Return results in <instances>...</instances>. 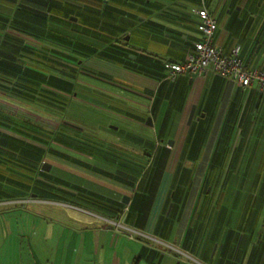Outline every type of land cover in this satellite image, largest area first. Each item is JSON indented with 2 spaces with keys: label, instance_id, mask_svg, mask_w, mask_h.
Returning a JSON list of instances; mask_svg holds the SVG:
<instances>
[{
  "label": "crops",
  "instance_id": "1",
  "mask_svg": "<svg viewBox=\"0 0 264 264\" xmlns=\"http://www.w3.org/2000/svg\"><path fill=\"white\" fill-rule=\"evenodd\" d=\"M75 1L0 0V62L11 65L0 66V109L27 111L18 98L32 92H18L16 81L28 70L63 79L67 64L66 115L90 134L79 137L87 151L59 143L62 152L45 153L48 189L0 198V264H264V93L213 73L166 80L161 67L200 39L198 0H147L159 5L158 25L128 30L143 46L122 64L70 57L74 43L97 42L82 39L86 9ZM204 5L217 23L214 43L225 53L239 46L244 64L264 71V0ZM96 72L105 86L91 82ZM167 154L155 183L154 164ZM222 176L248 185L215 189L210 179Z\"/></svg>",
  "mask_w": 264,
  "mask_h": 264
},
{
  "label": "trees",
  "instance_id": "2",
  "mask_svg": "<svg viewBox=\"0 0 264 264\" xmlns=\"http://www.w3.org/2000/svg\"><path fill=\"white\" fill-rule=\"evenodd\" d=\"M75 3L82 5L86 9V11L81 14L79 23L82 36L87 37L91 35L95 37L97 41L95 45L91 47L88 46V43H84V40H82L81 45L85 46V48H88L87 53H79L82 58H88L89 56L94 55L104 60H112L118 64H122L123 61L128 60L127 56L130 57V54L127 55V51L129 49L123 48V42L126 41L124 37L129 35L128 39L130 38L128 30L131 29L129 26L134 25V27L137 28L138 25L146 24L145 27L147 29L153 27L151 22L154 23V26L158 25V23L154 21V12L159 7V5L158 3H154L152 1L76 0ZM198 4L199 6L201 5L205 7L204 0H198ZM139 15L143 16V18L146 17L147 21H140V18L138 17ZM91 22H94V24L97 23L95 26H93V28H99L100 32L103 31L100 25L105 24L106 33L104 35H100V33L96 32V34L92 32L88 28L91 27L88 26ZM197 26L198 18L196 22V30L198 31ZM45 36L48 35L41 37L44 38ZM7 37L14 38L9 33L7 34ZM49 38L54 40H50V42L57 44V41L53 36L49 35ZM81 45L79 48L82 47ZM116 47L117 49H122L117 50L115 49ZM163 62L164 61L161 62V67L164 71ZM0 63V66H4V69H7L5 70L6 72L11 68V65L6 62L5 65L2 61ZM64 70L66 72L65 76L69 74L68 71L72 72L71 69L69 70L67 64H65ZM65 76L62 79L49 75L48 80H45L43 75L34 71L29 72L28 70L27 73L23 74L19 79H17L16 87L18 92L22 91L23 89H27V94H29L30 91L32 94L26 97L21 96L18 99H27L26 102H34L33 99L35 97L41 98V96H43L44 99L52 102L53 108L55 110L53 113H57V116L60 117L61 113H65L68 109L69 96L71 90L73 89L74 83L71 79ZM165 76L166 73L164 72V77ZM29 77H31V80H29ZM98 77H101L105 80L107 79L106 76L102 75H98ZM0 125L6 127V129L11 133L8 134L0 131V198H19L34 193V191L37 189H48V186H45L42 181V175L44 173L42 171V164L45 162V153H47V151L54 154L62 152L58 148L59 143L65 144V146H68L69 148L76 147L77 149L87 151L85 148L88 146L87 143H85L86 146H83L84 144L81 145L82 142H80V140H83L80 138H87V140L90 138V134L87 132L89 129L78 131L71 126L73 125L72 123L66 124L61 121V124L57 125V128H50L44 124L42 125V123L35 122L22 115L4 113V111L1 109ZM74 138H77L78 141L76 140V142H73ZM8 139L11 140L10 148L13 146L15 147L14 153L12 155L11 152L10 157L8 151L5 150V148L9 146ZM12 142H15V144ZM167 162L168 154L165 155V159L163 161L155 162V166L153 167L155 183H158L160 180L161 174L163 173ZM9 167L10 172L8 171ZM160 170L162 172L161 174Z\"/></svg>",
  "mask_w": 264,
  "mask_h": 264
},
{
  "label": "built area",
  "instance_id": "3",
  "mask_svg": "<svg viewBox=\"0 0 264 264\" xmlns=\"http://www.w3.org/2000/svg\"><path fill=\"white\" fill-rule=\"evenodd\" d=\"M192 12L198 18L197 29L201 37L193 42L192 49L181 62H163L165 79L174 80L180 74L201 76L213 73L223 76L238 87H255L264 93V71L246 67L240 57L239 46L225 53L220 45L214 43L213 34L217 23L204 6H196Z\"/></svg>",
  "mask_w": 264,
  "mask_h": 264
},
{
  "label": "rangeland",
  "instance_id": "4",
  "mask_svg": "<svg viewBox=\"0 0 264 264\" xmlns=\"http://www.w3.org/2000/svg\"><path fill=\"white\" fill-rule=\"evenodd\" d=\"M8 17V15H6L5 16V18H7ZM140 19L141 18H143V16H141V15H139L138 16ZM70 18V17H69ZM8 21L9 20H11V16H9L8 18ZM97 24V23H96ZM96 24H94V22H91L88 26H91V27H88L92 32H94V33H100V35H104L106 32H105V24H101L100 26L102 27V30L103 31H101L100 32V30H99V28H93V26H95ZM151 24L154 26V23L153 22H151ZM99 26V27H100ZM130 27V29L131 30H133V32H134V35H135V33L137 32V29H136V27H134V25H130L129 26ZM96 33V34H97ZM46 35H48V36H45L46 38V41H48L50 44H52V42H50V40L51 41H54L53 39H50L49 38V35H51V36H53L54 35V33H45ZM99 35V34H98ZM129 36V35H128ZM86 38V36L84 37V36H82V39H85ZM125 38V37H124ZM87 39V38H86ZM123 41V40H122ZM47 42V44H45V45H48L49 47H50V45H49V43ZM142 42L140 41V40H138L135 36H132V37H130L128 40L126 39V41H124L123 42V48L124 49H129V50H132L133 48H136V47H138V46H143L142 44H141ZM64 45H66V43L64 44ZM68 46H69V44H68ZM82 47L81 48H79L78 47V45H77V43H74L72 46H71V50H69V52H71V54H69L71 57H76L77 55H78V53H87L88 52V48H85V46H83V45H81ZM130 56L132 57L133 56V54H131L130 53ZM80 57H81V55H80ZM90 57V56H89ZM88 57V58H89ZM93 58L94 57H96V56H92ZM92 57H90V60H91V58ZM82 58V57H81ZM82 59H84V58H82ZM99 62V61H98ZM103 62V61H102ZM97 73V72H96ZM88 74H90L91 76H94V77H96L97 79H91V82H93V83H95V84H97V85H99V86H105L106 85V83H104L103 81H105V79H103V78H101V77H98V75H99V73H97L96 75H94V74H91V73H88ZM100 75H104V74H100ZM101 80V81H100ZM78 85V82L77 83H75L74 84V86L76 87ZM42 100V101H41ZM33 101L34 102H29V103H27V107H26V109H27V111H25V112H20V111H18L17 112V114L18 115H22V116H25L26 118H29V119H31V120H33V121H35V122H38V123H42V125L44 124V125H46L47 127H50V128H57V125H59V124H61V121H63L64 123H66V124H69V123H72V124H74V121H77V119L76 118H73V119H75V120H73V119H71V118H69L67 115H66V112L65 113H61V116L60 117H58L57 116V113L55 114V113H53L55 110H54V108H53V104H52V102L51 101H47V99H44V98H37V97H35L34 99H33ZM50 102V103H49ZM47 103H49V104H47ZM70 104V103H69ZM41 108H43L44 109V111H41ZM46 108H49V110H50V113L48 114V116H47V114H46ZM68 108H69V106H68ZM57 111V110H56ZM58 117V118H57ZM64 119V120H63ZM78 123V122H77ZM85 127V126H84ZM200 180L201 179H199L198 181L200 182ZM225 180V181H224ZM223 181H224V184H225V186H227L228 184H233V185H235V184H240L241 185V187H245V186H247L248 185V178L247 177H241V178H234V179H232V178H223V176L222 177H216V178H211L210 179V182L214 185V188L216 189L217 187H221V185L223 184ZM210 183V184H211ZM244 195L245 196H248L249 194L248 193H244ZM26 198H24L23 200H25ZM49 210H51L52 211V213L54 212L53 211V209H49Z\"/></svg>",
  "mask_w": 264,
  "mask_h": 264
},
{
  "label": "water",
  "instance_id": "5",
  "mask_svg": "<svg viewBox=\"0 0 264 264\" xmlns=\"http://www.w3.org/2000/svg\"><path fill=\"white\" fill-rule=\"evenodd\" d=\"M74 19V18H73ZM125 39H128V36L125 37ZM146 123L151 125V121H150V118H148L146 120ZM170 144H172V142L170 141L169 142ZM42 169L45 170V171H48L50 169V164L49 163H45L43 166H42ZM128 200H129V197L128 196H124L123 199H122V202L123 203H128Z\"/></svg>",
  "mask_w": 264,
  "mask_h": 264
}]
</instances>
